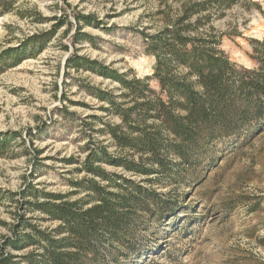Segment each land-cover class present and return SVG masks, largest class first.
Returning a JSON list of instances; mask_svg holds the SVG:
<instances>
[{
    "label": "rangeland",
    "instance_id": "1",
    "mask_svg": "<svg viewBox=\"0 0 264 264\" xmlns=\"http://www.w3.org/2000/svg\"><path fill=\"white\" fill-rule=\"evenodd\" d=\"M161 1L18 0L14 12L0 16V55L50 31L59 18L67 17L72 24L62 27L41 53L20 65L0 63L5 69L0 74V132H18L24 141L0 157V189L6 195L0 200V245L13 236L20 216L41 229L56 226L42 220L39 212L25 209L24 202L31 198L18 194L29 183L48 193L74 191L70 181L86 175L76 171L87 156L82 151L85 134L103 141L109 153L118 154L96 130L103 122L118 124L120 119L105 117L102 108L107 104L94 93L112 91L118 96L119 83L91 68H68L66 63L76 55L90 66L100 64L129 79L151 76L155 59L146 52L143 32L153 34L163 28L157 13L161 8L169 7L171 19L179 12L178 0ZM25 12L29 16L21 17ZM76 15L96 21L78 24ZM38 17L47 21L39 23ZM213 26L223 35L221 48L232 62L248 69L256 66L253 45L264 41V0H236ZM77 27L84 37L74 43ZM91 116L104 118L86 119ZM85 119L95 131L82 127ZM33 149L39 151L37 168L27 154ZM71 157L73 163L64 162ZM102 167L137 182L146 179L114 166ZM189 172L180 181L164 178L162 185L151 188L168 209L155 220L139 218L144 223L131 238L134 250L126 251L118 264H264V127L246 132L240 140L217 143ZM8 251L21 256L31 248Z\"/></svg>",
    "mask_w": 264,
    "mask_h": 264
},
{
    "label": "trees",
    "instance_id": "2",
    "mask_svg": "<svg viewBox=\"0 0 264 264\" xmlns=\"http://www.w3.org/2000/svg\"><path fill=\"white\" fill-rule=\"evenodd\" d=\"M235 1L178 0L179 12L174 19L166 10L169 7L158 10L163 28L153 34L143 32L146 52L155 59L153 74L143 79H129L97 63L92 64L98 67L90 66L87 59L76 55L68 58V68H91L119 83L118 96L112 91L94 93L107 104L102 108L105 117L120 119L118 124L103 122L96 130L118 154L109 153L103 141L96 142L85 134L82 151L87 156L76 171L86 175L80 181H70L74 191L48 193L31 183L21 190L18 195L31 198L24 202L25 209L39 212L42 220L56 226L41 229L20 216L13 236L0 245V264H118L126 251L134 250L131 238L144 223L139 218L155 220L168 209L153 186L162 185L164 178L180 181L217 143L240 140L246 132L264 127V41H255L256 66L248 69L230 60L221 48L223 35L213 26ZM17 2L0 0V16L14 12ZM20 15L29 16L26 12ZM75 19L78 24L96 21L91 16L76 15ZM46 21L37 19L39 23ZM58 21L50 31L5 50L0 63L18 66L41 53L62 27L72 26L67 17ZM83 37L77 27L74 43ZM3 70L0 65V74ZM61 110L67 113L65 107ZM90 118L103 121L104 117L86 119ZM86 119L82 127L95 131ZM19 142L24 144L20 133L0 132V157ZM27 152L37 168L39 151ZM64 162L71 164L74 159ZM104 164L146 179L137 182L125 174L108 172ZM4 198L0 189V200ZM9 248L31 251L15 256Z\"/></svg>",
    "mask_w": 264,
    "mask_h": 264
}]
</instances>
